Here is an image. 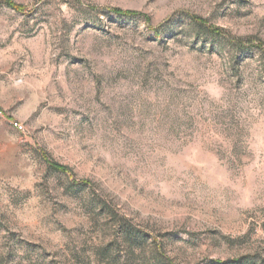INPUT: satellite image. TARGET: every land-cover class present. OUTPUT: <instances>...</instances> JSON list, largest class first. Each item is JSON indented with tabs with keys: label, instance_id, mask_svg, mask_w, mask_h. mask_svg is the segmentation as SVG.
<instances>
[{
	"label": "rangeland",
	"instance_id": "1",
	"mask_svg": "<svg viewBox=\"0 0 264 264\" xmlns=\"http://www.w3.org/2000/svg\"><path fill=\"white\" fill-rule=\"evenodd\" d=\"M0 264H264V0H0Z\"/></svg>",
	"mask_w": 264,
	"mask_h": 264
},
{
	"label": "trees",
	"instance_id": "2",
	"mask_svg": "<svg viewBox=\"0 0 264 264\" xmlns=\"http://www.w3.org/2000/svg\"><path fill=\"white\" fill-rule=\"evenodd\" d=\"M53 168L56 169V170H60V171H64L66 168H64L63 166L61 165H58L56 163H53Z\"/></svg>",
	"mask_w": 264,
	"mask_h": 264
}]
</instances>
